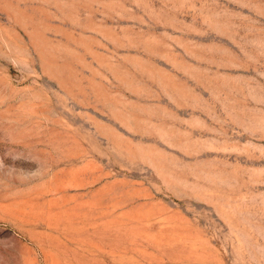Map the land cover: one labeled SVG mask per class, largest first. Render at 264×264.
<instances>
[{
  "label": "rangeland",
  "instance_id": "374dc122",
  "mask_svg": "<svg viewBox=\"0 0 264 264\" xmlns=\"http://www.w3.org/2000/svg\"><path fill=\"white\" fill-rule=\"evenodd\" d=\"M0 264H264V0H0Z\"/></svg>",
  "mask_w": 264,
  "mask_h": 264
}]
</instances>
